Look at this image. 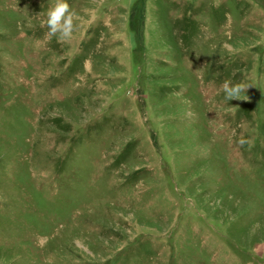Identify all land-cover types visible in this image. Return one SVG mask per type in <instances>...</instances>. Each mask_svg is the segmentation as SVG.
I'll return each instance as SVG.
<instances>
[{
  "label": "rangeland",
  "instance_id": "rangeland-1",
  "mask_svg": "<svg viewBox=\"0 0 264 264\" xmlns=\"http://www.w3.org/2000/svg\"><path fill=\"white\" fill-rule=\"evenodd\" d=\"M67 2L0 0V264H264V0Z\"/></svg>",
  "mask_w": 264,
  "mask_h": 264
},
{
  "label": "clouds",
  "instance_id": "clouds-1",
  "mask_svg": "<svg viewBox=\"0 0 264 264\" xmlns=\"http://www.w3.org/2000/svg\"><path fill=\"white\" fill-rule=\"evenodd\" d=\"M46 26L49 29L47 35L49 37L57 36L58 39L69 41L73 38V34L78 27V23L82 21L79 13L72 10L67 0H55L52 7L49 8L47 13ZM249 85L242 82L232 83L226 80L222 89L225 93L226 100H244L241 99V94H245ZM244 141H241L243 144Z\"/></svg>",
  "mask_w": 264,
  "mask_h": 264
}]
</instances>
